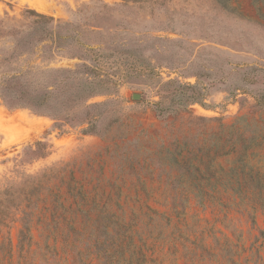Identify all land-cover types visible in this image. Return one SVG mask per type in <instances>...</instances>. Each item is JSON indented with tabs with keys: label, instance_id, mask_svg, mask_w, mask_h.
I'll list each match as a JSON object with an SVG mask.
<instances>
[{
	"label": "rangeland",
	"instance_id": "obj_1",
	"mask_svg": "<svg viewBox=\"0 0 264 264\" xmlns=\"http://www.w3.org/2000/svg\"><path fill=\"white\" fill-rule=\"evenodd\" d=\"M101 2L0 0L5 26L33 9L142 66L88 101L95 134L0 99V264H264V0Z\"/></svg>",
	"mask_w": 264,
	"mask_h": 264
},
{
	"label": "trees",
	"instance_id": "obj_2",
	"mask_svg": "<svg viewBox=\"0 0 264 264\" xmlns=\"http://www.w3.org/2000/svg\"><path fill=\"white\" fill-rule=\"evenodd\" d=\"M142 1L121 0L112 6L102 5L106 8L127 7L130 3ZM22 17L30 25L5 26L8 20H19L0 18V39L6 42L7 48L6 54L0 56V99L4 107L9 111L23 108L37 116H48L58 128L89 124L84 131L95 134L93 124L100 114H90V109L103 106L106 102L88 101L100 95H116L124 80L142 69V66H138L141 64L138 58L130 60L134 56L128 53L131 48L126 43L118 47L86 44L74 27L33 9L26 8ZM72 43L81 49L73 56L79 59L74 68L40 67L34 63L39 59H49L52 55L60 56L63 49ZM112 69L117 77L110 74ZM202 97L200 91H195L186 99L201 103ZM258 101L264 102L259 98ZM183 105L178 102L177 107ZM81 112L84 113L82 117ZM35 145L42 148L38 157L48 153L49 146L41 142Z\"/></svg>",
	"mask_w": 264,
	"mask_h": 264
},
{
	"label": "water",
	"instance_id": "obj_3",
	"mask_svg": "<svg viewBox=\"0 0 264 264\" xmlns=\"http://www.w3.org/2000/svg\"><path fill=\"white\" fill-rule=\"evenodd\" d=\"M140 97H141V95L139 93L132 94V98H134V99H139Z\"/></svg>",
	"mask_w": 264,
	"mask_h": 264
}]
</instances>
